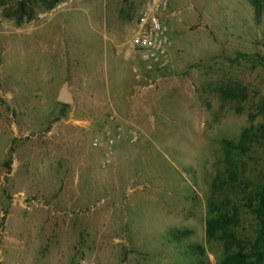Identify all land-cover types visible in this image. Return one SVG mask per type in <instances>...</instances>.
<instances>
[{"label": "rangeland", "instance_id": "obj_1", "mask_svg": "<svg viewBox=\"0 0 264 264\" xmlns=\"http://www.w3.org/2000/svg\"><path fill=\"white\" fill-rule=\"evenodd\" d=\"M18 1L0 0V264H217L221 213L252 238L264 0H170L155 67L130 43L147 0H60L22 23Z\"/></svg>", "mask_w": 264, "mask_h": 264}, {"label": "trees", "instance_id": "obj_2", "mask_svg": "<svg viewBox=\"0 0 264 264\" xmlns=\"http://www.w3.org/2000/svg\"><path fill=\"white\" fill-rule=\"evenodd\" d=\"M60 0H19L15 18L18 23L32 20L36 15V10L40 8L50 9ZM260 6V0H252ZM237 58L247 59L251 56L238 53ZM258 63L264 65V58L254 55ZM227 88L226 91H229ZM230 95V93H226ZM246 133L241 135L239 142H243ZM256 137L264 140V124L258 127ZM249 207L255 219V230L252 238H239L235 232L237 221L233 216L219 214L210 217L205 223L206 236L214 237L217 235L223 241L224 254L217 264H264V181L259 185L253 196L249 199Z\"/></svg>", "mask_w": 264, "mask_h": 264}, {"label": "built area", "instance_id": "obj_3", "mask_svg": "<svg viewBox=\"0 0 264 264\" xmlns=\"http://www.w3.org/2000/svg\"><path fill=\"white\" fill-rule=\"evenodd\" d=\"M169 2L170 0H147L134 22L130 43L149 67L164 66L168 59L171 42L159 12Z\"/></svg>", "mask_w": 264, "mask_h": 264}, {"label": "water", "instance_id": "obj_4", "mask_svg": "<svg viewBox=\"0 0 264 264\" xmlns=\"http://www.w3.org/2000/svg\"><path fill=\"white\" fill-rule=\"evenodd\" d=\"M57 100L64 104H71L73 102V96L71 91L68 88L67 81H64L59 89V92L57 94Z\"/></svg>", "mask_w": 264, "mask_h": 264}]
</instances>
